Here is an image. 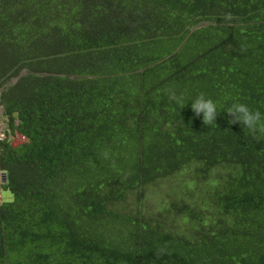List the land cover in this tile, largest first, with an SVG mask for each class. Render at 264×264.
I'll use <instances>...</instances> for the list:
<instances>
[{
  "label": "trees",
  "instance_id": "16d2710c",
  "mask_svg": "<svg viewBox=\"0 0 264 264\" xmlns=\"http://www.w3.org/2000/svg\"><path fill=\"white\" fill-rule=\"evenodd\" d=\"M234 102L264 118V0H0V264H264Z\"/></svg>",
  "mask_w": 264,
  "mask_h": 264
},
{
  "label": "clouds",
  "instance_id": "9594fccd",
  "mask_svg": "<svg viewBox=\"0 0 264 264\" xmlns=\"http://www.w3.org/2000/svg\"><path fill=\"white\" fill-rule=\"evenodd\" d=\"M175 99V97H173ZM179 103V101H177ZM191 108L196 116H201L204 124L215 123L218 115V106L210 98H206L203 94L197 95L191 101ZM224 112L229 115L228 121L232 123H240L252 133H259L264 136V118L259 111H254L248 105L241 102H234L228 106Z\"/></svg>",
  "mask_w": 264,
  "mask_h": 264
},
{
  "label": "rangeland",
  "instance_id": "374dc122",
  "mask_svg": "<svg viewBox=\"0 0 264 264\" xmlns=\"http://www.w3.org/2000/svg\"><path fill=\"white\" fill-rule=\"evenodd\" d=\"M1 107H0V129L6 134V122L1 117ZM9 138V135H6ZM175 182H166L162 186L149 191L147 198L145 200V206L147 207V212L156 211L158 204L163 205L165 200V194L170 190V186L174 187ZM170 185V186H169ZM12 200V194L9 191L0 190V201L9 202Z\"/></svg>",
  "mask_w": 264,
  "mask_h": 264
},
{
  "label": "bare ground",
  "instance_id": "6f19581e",
  "mask_svg": "<svg viewBox=\"0 0 264 264\" xmlns=\"http://www.w3.org/2000/svg\"><path fill=\"white\" fill-rule=\"evenodd\" d=\"M6 137H7V136H6V134H5V135H4V138H3L2 140H4ZM8 139L10 140V143H11L12 145H16V144H18V143H21V142H24V141H25V139L22 138V136H20V135H18V134H15V133H14V135H10ZM3 176H4V178H5V175H4V174H3L1 177L3 178ZM4 180H6V179H3V181H4Z\"/></svg>",
  "mask_w": 264,
  "mask_h": 264
},
{
  "label": "built area",
  "instance_id": "2783aa9c",
  "mask_svg": "<svg viewBox=\"0 0 264 264\" xmlns=\"http://www.w3.org/2000/svg\"><path fill=\"white\" fill-rule=\"evenodd\" d=\"M4 135H5V133L3 131H1V129H0V141H2V139L4 138ZM22 138H24V137L22 136Z\"/></svg>",
  "mask_w": 264,
  "mask_h": 264
},
{
  "label": "water",
  "instance_id": "95a60500",
  "mask_svg": "<svg viewBox=\"0 0 264 264\" xmlns=\"http://www.w3.org/2000/svg\"><path fill=\"white\" fill-rule=\"evenodd\" d=\"M3 179H5L4 176H3Z\"/></svg>",
  "mask_w": 264,
  "mask_h": 264
}]
</instances>
